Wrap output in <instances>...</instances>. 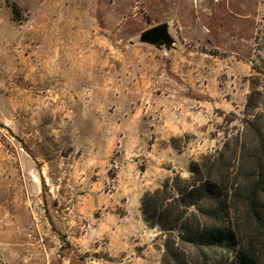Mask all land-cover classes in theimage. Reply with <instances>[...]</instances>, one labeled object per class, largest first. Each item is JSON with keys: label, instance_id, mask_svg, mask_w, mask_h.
Instances as JSON below:
<instances>
[{"label": "rangeland", "instance_id": "374dc122", "mask_svg": "<svg viewBox=\"0 0 264 264\" xmlns=\"http://www.w3.org/2000/svg\"><path fill=\"white\" fill-rule=\"evenodd\" d=\"M249 98L264 124V0H0V264H216L143 201L233 166Z\"/></svg>", "mask_w": 264, "mask_h": 264}, {"label": "trees", "instance_id": "16d2710c", "mask_svg": "<svg viewBox=\"0 0 264 264\" xmlns=\"http://www.w3.org/2000/svg\"><path fill=\"white\" fill-rule=\"evenodd\" d=\"M255 108L249 98L233 166L224 156L195 163L189 178L177 176L144 198L146 220L167 232L168 255L178 251L175 237L192 244L198 257L213 256L216 264H231L225 261L231 252L234 264H260L256 245L264 243V124ZM242 174L246 177L240 182ZM161 194L162 200L157 199Z\"/></svg>", "mask_w": 264, "mask_h": 264}, {"label": "water", "instance_id": "95a60500", "mask_svg": "<svg viewBox=\"0 0 264 264\" xmlns=\"http://www.w3.org/2000/svg\"><path fill=\"white\" fill-rule=\"evenodd\" d=\"M140 41L157 47H170L173 39L169 34V24L164 23L144 31L140 36Z\"/></svg>", "mask_w": 264, "mask_h": 264}]
</instances>
